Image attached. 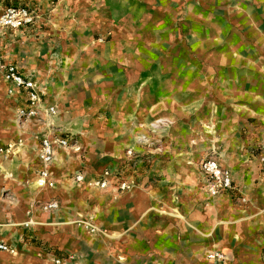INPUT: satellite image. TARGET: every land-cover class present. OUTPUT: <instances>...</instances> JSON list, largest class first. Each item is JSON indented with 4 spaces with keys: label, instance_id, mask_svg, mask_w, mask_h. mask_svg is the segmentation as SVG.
I'll use <instances>...</instances> for the list:
<instances>
[{
    "label": "crops",
    "instance_id": "obj_1",
    "mask_svg": "<svg viewBox=\"0 0 264 264\" xmlns=\"http://www.w3.org/2000/svg\"><path fill=\"white\" fill-rule=\"evenodd\" d=\"M35 1L48 12L47 18L42 19L46 23L45 29H34L38 25L36 22L16 31L2 30L0 47L4 54L1 60L14 62L24 73L33 76L44 92V101L57 108L58 115L52 119L54 125L62 133L70 132L80 149L75 151L55 146L50 165L54 185L39 188L36 184L42 168L39 140L45 132L44 126L38 123L29 125L30 132L24 135L25 145L18 158H3L2 149L6 144L2 143L6 140L0 138V185H6L9 195L6 199L0 196V242L14 248L0 250V261L13 264L23 259L27 264L34 260L36 263L39 260L40 264H52L47 256L17 250L25 249L22 236L26 233L28 239L37 234L39 239L53 244L61 254L74 253L75 258L67 264H128L133 259L144 260L145 257L155 264H181L183 261L203 264L211 251L222 253L226 263L257 262L261 244L257 239H248L251 222L246 216L237 217L225 211L228 206L234 207L230 196L238 197L240 193L236 180H255L248 172L241 178V173L235 171L239 163L237 159H228L224 163L215 157L223 168L230 171L233 189L211 196L199 170V160L158 157L150 169H146L141 160L135 166L126 165L128 159L123 148L128 141H133L128 139V130L133 131L145 110L154 113L167 108L171 109L169 114L175 116L177 95L189 93L187 89L193 85L192 78L195 77L190 74L178 81L174 77L166 78L168 67L158 61V50H164L168 42H179L188 50L198 51L201 59L192 65H199L200 81L194 85H200V90H204L209 80L203 76L221 65L217 61L220 60V46L224 43L226 58L235 59V62L238 60L232 50L235 46L248 53H264V0H199V9L205 15H211L215 39L203 31L204 21H201V31L195 37L185 30L181 33L182 29H176L178 23L170 25L176 37L161 30L145 32L132 16L123 11L113 23L112 0H29L34 2L33 6ZM204 20L206 22L208 17ZM175 21L177 19L172 22ZM108 31L112 32V39L99 42L97 36H105ZM37 33L40 36L38 45L32 40ZM181 34L188 35L181 37ZM193 41L197 43L192 44ZM2 42H5L7 50L8 46L11 50L4 51L6 48ZM213 45L216 50L209 52L208 48ZM53 52L60 55L51 57ZM187 63L184 61L182 64L185 66ZM236 63L240 69L261 68V64L252 57H244ZM184 66L181 68L185 69ZM177 68L179 63L170 72L174 75ZM241 78H246V75ZM93 85L97 86L96 89L90 87ZM180 85H183V93L179 91ZM225 85L233 92L232 100H255L247 90L248 86L240 93L241 86ZM5 86L2 84L0 88ZM166 86L169 91L161 96L159 92ZM89 92L98 93L105 102L104 116L109 111L122 118L121 121L125 118L124 123L110 122L104 130L110 138L103 144L95 137H86L83 142L74 135L88 131L89 123L85 120L79 122L76 116L81 113L84 117L91 116V112L78 109L76 101L79 99L87 104ZM165 96L173 98V103L167 107L160 103L168 99ZM8 100L15 109L13 97H8ZM243 109L245 115L252 116L249 107L244 106ZM14 112L11 111L12 118ZM213 118L216 116L212 115L211 120ZM129 127H133L132 130ZM12 131L16 140L14 125ZM187 142L183 136L177 145L186 148ZM262 142L264 139L253 141L252 158L264 185V173L259 169L255 150ZM232 161L234 164L228 165ZM104 170L114 175L109 178V187L101 189L92 182ZM77 174L84 176L83 181H75ZM135 174L141 178L149 174L157 176V183L149 186L143 180L128 191L117 188L119 177L127 179V175L133 177ZM29 185L34 187L32 193ZM53 200L58 203L57 209H41V203ZM236 219L241 223H231ZM97 227L109 233L103 234L104 237L91 234ZM64 258L62 256L61 260Z\"/></svg>",
    "mask_w": 264,
    "mask_h": 264
},
{
    "label": "rangeland",
    "instance_id": "obj_2",
    "mask_svg": "<svg viewBox=\"0 0 264 264\" xmlns=\"http://www.w3.org/2000/svg\"><path fill=\"white\" fill-rule=\"evenodd\" d=\"M35 2V6H33L32 3L34 2H29V0H0V10L11 4H28V6L36 8V22L38 25H36L34 29H45L46 23H44L42 19L44 17L47 18L48 12L45 11V9L43 10L42 5L38 1ZM112 11L113 23H115L118 17H121V13L125 12L126 14L128 13L127 15L132 16L134 21L138 22L137 24H139L141 30L144 29L145 32L150 30H161L168 32L169 35H174V37H176V34L175 31H173V27L170 26L172 23H178L176 29H182L181 33L185 30V33L195 37L198 36L201 31V21H204V26L202 27L203 31H206L208 37L215 39V26H213L210 21L211 15H205L201 9H199V0H112ZM211 12L214 13V11ZM205 17H208L206 22L204 20ZM173 19H177V21L172 22ZM159 24H161V26ZM188 34H181L180 36L184 37ZM39 37L37 33L36 37L32 38L34 44L36 43L38 45L40 43ZM97 37L99 42H105L112 39V32L108 31L105 36ZM57 43L58 42H56V44ZM191 43L195 44L197 41ZM2 45L4 46L5 42H2ZM167 45L168 46L165 47L164 50H158L159 53L156 54L158 56V61H162L165 63V66L168 67L166 78L171 79V77H174L178 81L184 79L185 75L190 74V76L195 77L192 78L191 84L193 85L187 89L190 91L189 93L177 95L179 98L176 99L174 108L176 112L174 111V113L176 117L182 115L181 117L175 119V116L169 114L171 113V109L169 110L167 108L160 109L154 113L145 110L141 120H138V126H134L132 132L128 130V139L133 141H128L127 146L123 148L125 156L128 159H126V165L132 164L135 166V164H137L136 162H140L141 160L143 167L150 169L153 160L158 157H190L192 161L197 162L201 157L212 155L220 158L224 163L228 159H237L239 163L235 171L241 173V178H243V174L247 172L251 173L255 180L251 179L250 182L236 180L238 186H240V193L238 197L234 195L230 196V200L234 204V207L231 208L228 206L225 208V211L230 212L232 215H237V217L246 216L249 222H251V226L247 231V234H249L248 239H257L261 244L258 251V261L254 262L250 260L242 263L264 264V216H260L264 215V194H262L264 193V188H262L264 185H262V178L258 175V170H256L252 158V154L254 155V148H252L253 141L264 139V53H248L244 51L242 47L235 46L232 50L234 49L236 52L238 59L236 62L243 60L244 57H252L253 60L261 64V68H256L255 70L240 69L237 68L239 65H237L238 63L235 62V59L232 61L231 58H226V43H224L220 46L221 55L220 60L217 61V63L221 65L216 66L217 68L213 67L212 70H209L207 76H203V78L207 77L209 84H207L206 89L200 90V85H194L196 81H200L198 78L200 76L199 65H192V63L197 64L199 62L201 59L199 56L200 53L195 51V49L189 48L188 50V48H184L182 43L179 42H174L172 44L168 42ZM1 48L2 47H0V57L2 58L4 53H1ZM4 48H6L4 49V51H6V45ZM8 50H11L10 46H8ZM215 50V45L208 48L209 52ZM59 55V53L54 52L50 54L51 57H58ZM184 61H188L185 66L182 64ZM178 63L179 68L175 69L176 73L173 75L170 69ZM183 66L185 69L181 68ZM189 67H191V69ZM241 73L242 75H240ZM243 75H246V78H241ZM226 83L232 86H241V88H239L240 93L243 92L245 86H248L249 88H247V90L253 94L255 100H246L243 98L232 100L230 96H232L233 92L227 89ZM2 84L6 85L0 73V86ZM90 87L96 89L97 86L93 85ZM175 87L177 89L179 85ZM180 87L181 89L179 91L181 92L183 85H180ZM145 88L148 89L146 86ZM156 88L155 86V89ZM6 89V86L4 89L0 88V138L2 137L6 140L2 143V145L6 144L2 149L3 158L12 159L15 156L18 158L21 153L25 145L24 135L30 132L29 125L31 123L19 122L15 112L12 118L11 111L15 109L14 105L8 100L9 96L5 93ZM155 89L153 90L158 93L159 91ZM168 91L169 88L167 87L162 89L159 93L161 96H164ZM87 97V104L77 99L76 106L81 110L88 109V111L91 112V116L84 117L81 113L80 116H76V119L81 123L83 120L88 122L89 125L86 127L88 131L86 132L85 130V134L78 132L74 135L83 142L86 140V137H95L97 142H102L103 144L104 141L110 138L109 134L104 131L109 126L110 122L124 123L125 118L123 117L124 121H121L122 118L120 119L119 116L116 115L113 116V112L109 111H106L107 113L104 116L105 111L103 104L105 102L98 93L89 92ZM249 97L252 98V96ZM164 98H168V96ZM171 100H173V98L163 99L160 103L167 107L168 104L173 103ZM244 106L251 109L252 116L244 114ZM117 112H119V110ZM212 115L213 117L216 116L215 119L213 118L214 120H211ZM13 125L16 130V140L13 139ZM130 128L132 130L133 127H129V129ZM226 129L227 132L224 131ZM64 134L73 137L70 132H64ZM183 136L186 137V140L188 139L186 148H183V145H177L178 141L183 139ZM211 141L216 143V145H213L214 143L212 144ZM98 146H100V144H98ZM96 151L98 153L99 149L97 148ZM129 151L130 153H128ZM88 152L89 149L87 148V153ZM124 161L125 159L123 162ZM5 178H8V176H5ZM155 179H157V176H152L151 174L144 178H141L140 175L137 174L133 177L127 175V180L129 183H132V186L142 183L141 181L143 180L145 185L151 186L157 183ZM29 191L32 193L34 187L29 185ZM0 196L5 199L9 196L5 184L0 185ZM231 223L238 225V223L241 222L234 220V222L232 221ZM243 228L246 227L243 226ZM92 231L91 234L97 233L102 237H104L105 233H109L107 230L98 227ZM22 237L24 238L26 246H24L25 249L23 250L17 249L20 253L31 251L35 254H39V256H47L51 259L52 264L71 263V260L75 258L74 253H59L53 244L42 241L38 238L37 234H34L30 239L27 238L28 236H26V233H24ZM13 249L14 248L10 245L8 246V250ZM62 256L65 257L63 261L61 260ZM66 258L68 259L65 260ZM69 259L70 261H68ZM39 262L38 260L36 263V260H34L31 264H40ZM207 262L206 255L203 264H207ZM180 263L193 264L192 261H183ZM239 263H241V261H239ZM0 264L3 263L0 261ZM13 264H27V262L22 259L13 262ZM128 264H155V261L145 257L144 260L133 259L128 262ZM217 264L233 263L218 262Z\"/></svg>",
    "mask_w": 264,
    "mask_h": 264
},
{
    "label": "built area",
    "instance_id": "obj_3",
    "mask_svg": "<svg viewBox=\"0 0 264 264\" xmlns=\"http://www.w3.org/2000/svg\"><path fill=\"white\" fill-rule=\"evenodd\" d=\"M36 8L28 5H8L0 12V32L2 30L16 31L24 27L32 26L36 22ZM0 73L6 84V94L15 100V114L19 122L38 123L45 128L44 134L39 140V159L42 168L39 170L36 184L39 188L52 187L54 185L53 172L50 165L54 159L55 146L71 148L78 151L80 148L76 141L60 132L52 119L57 113V108L44 101V92L39 88L32 75L24 73L14 62H5L0 57ZM1 151V149H0ZM130 153V151L128 152ZM256 158L259 169L264 173V142L256 149ZM199 170L207 182V189L211 196H217L222 191L233 189V180L228 169L223 168L214 156H204L199 160ZM111 174L104 170L92 183L101 189L109 187ZM82 174L75 175V181H83ZM117 188L128 191L132 183L126 178H118ZM44 211L57 209L56 201H48L40 204ZM0 250H8V245L0 242ZM225 256L216 251L207 254V264L223 263Z\"/></svg>",
    "mask_w": 264,
    "mask_h": 264
},
{
    "label": "bare ground",
    "instance_id": "obj_4",
    "mask_svg": "<svg viewBox=\"0 0 264 264\" xmlns=\"http://www.w3.org/2000/svg\"><path fill=\"white\" fill-rule=\"evenodd\" d=\"M212 142V141H211ZM214 142H212V144H213ZM218 143V142H217ZM213 145H216V143H214ZM215 147V146H214ZM234 163H233V161L232 162H230V163H228V165H233Z\"/></svg>",
    "mask_w": 264,
    "mask_h": 264
},
{
    "label": "trees",
    "instance_id": "obj_5",
    "mask_svg": "<svg viewBox=\"0 0 264 264\" xmlns=\"http://www.w3.org/2000/svg\"><path fill=\"white\" fill-rule=\"evenodd\" d=\"M16 5H19V4H16Z\"/></svg>",
    "mask_w": 264,
    "mask_h": 264
}]
</instances>
